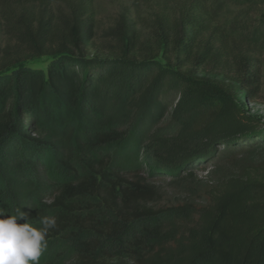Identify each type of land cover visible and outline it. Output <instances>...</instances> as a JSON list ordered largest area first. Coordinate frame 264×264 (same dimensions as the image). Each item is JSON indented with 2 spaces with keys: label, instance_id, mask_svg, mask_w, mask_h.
<instances>
[{
  "label": "trees",
  "instance_id": "1",
  "mask_svg": "<svg viewBox=\"0 0 264 264\" xmlns=\"http://www.w3.org/2000/svg\"><path fill=\"white\" fill-rule=\"evenodd\" d=\"M133 1L146 38L122 14L102 57L86 53L92 0H0V209L54 218L48 244L67 240L71 264H264V177L164 203L115 155L136 146L182 172L264 135L242 98L263 86L264 0ZM43 55L46 69L25 64Z\"/></svg>",
  "mask_w": 264,
  "mask_h": 264
},
{
  "label": "rangeland",
  "instance_id": "2",
  "mask_svg": "<svg viewBox=\"0 0 264 264\" xmlns=\"http://www.w3.org/2000/svg\"><path fill=\"white\" fill-rule=\"evenodd\" d=\"M250 5H255L261 0H247ZM138 3V2H137ZM133 0H92L94 8V18L96 21V32L93 37L92 45L89 46L87 54L89 56L99 55L106 57L114 49L117 39L111 33L115 22L122 14L129 19L137 20L142 39L146 38L147 32L142 27V19L149 13V9L143 2L139 9ZM261 7H264L262 4ZM0 40L4 38L0 36ZM50 56L31 57L25 64L46 69ZM199 74H209L199 70ZM211 75L222 77L219 71H213ZM262 81L263 86L258 96L247 98L243 96L244 109L247 113L257 116L264 128V53L262 55ZM73 117V115H71ZM250 146L246 152L240 154L232 161L213 160L202 168H192L190 170L179 167H170L164 170V167L155 160L149 161L144 158L143 153L136 146H128L116 151V164L129 165L131 170L139 172L151 179V182L157 187L162 195V202L171 203L179 199L191 198L197 203H204L211 192L216 189L222 181L230 177H242L250 174L254 177H264V135L261 138L249 141ZM220 147V149H222ZM52 170L56 176L65 175L57 165L53 164ZM191 167V166H190ZM181 172V173H180ZM192 172V175H188ZM179 173L180 180L176 181ZM72 250L67 240L52 241L48 244L46 251L40 257L39 264H50V260H56L57 264H71Z\"/></svg>",
  "mask_w": 264,
  "mask_h": 264
},
{
  "label": "clouds",
  "instance_id": "3",
  "mask_svg": "<svg viewBox=\"0 0 264 264\" xmlns=\"http://www.w3.org/2000/svg\"><path fill=\"white\" fill-rule=\"evenodd\" d=\"M55 227L54 218L44 217L36 226L20 207L14 212L0 209V264H39L48 246V233Z\"/></svg>",
  "mask_w": 264,
  "mask_h": 264
}]
</instances>
